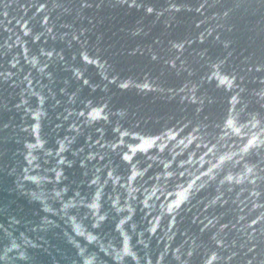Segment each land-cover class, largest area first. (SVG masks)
I'll use <instances>...</instances> for the list:
<instances>
[{
  "label": "water",
  "instance_id": "95a60500",
  "mask_svg": "<svg viewBox=\"0 0 264 264\" xmlns=\"http://www.w3.org/2000/svg\"><path fill=\"white\" fill-rule=\"evenodd\" d=\"M0 264H264V0H0Z\"/></svg>",
  "mask_w": 264,
  "mask_h": 264
}]
</instances>
